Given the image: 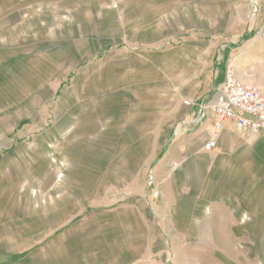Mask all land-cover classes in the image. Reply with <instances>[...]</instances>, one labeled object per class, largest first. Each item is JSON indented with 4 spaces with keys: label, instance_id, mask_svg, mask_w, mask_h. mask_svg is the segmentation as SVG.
<instances>
[{
    "label": "rangeland",
    "instance_id": "obj_1",
    "mask_svg": "<svg viewBox=\"0 0 264 264\" xmlns=\"http://www.w3.org/2000/svg\"><path fill=\"white\" fill-rule=\"evenodd\" d=\"M235 47L259 0H0V264H264V138L170 153Z\"/></svg>",
    "mask_w": 264,
    "mask_h": 264
},
{
    "label": "built area",
    "instance_id": "obj_2",
    "mask_svg": "<svg viewBox=\"0 0 264 264\" xmlns=\"http://www.w3.org/2000/svg\"><path fill=\"white\" fill-rule=\"evenodd\" d=\"M197 112L196 117L184 125L188 128L213 119L211 135L204 144L206 151L217 146L218 137L227 121H233L246 138L264 137V85L243 81L231 63L215 98L199 103Z\"/></svg>",
    "mask_w": 264,
    "mask_h": 264
},
{
    "label": "crops",
    "instance_id": "obj_3",
    "mask_svg": "<svg viewBox=\"0 0 264 264\" xmlns=\"http://www.w3.org/2000/svg\"><path fill=\"white\" fill-rule=\"evenodd\" d=\"M259 1L262 2V4H264V0H259ZM237 49H240V47H235L234 50H233L234 58H233V62L232 63H233V67H234L235 73L245 82H250V83L257 82L258 80H253L252 79L251 74H247L248 72L245 71V70H247V68H244V73H243L242 77L239 74V72H237V70L241 69L240 65L242 64V61L241 60L239 61L236 58V56L238 55L237 54L238 53ZM262 70L263 71L259 75L261 77H263V79H264V68ZM251 81H253V82H251ZM215 95L212 98V100L215 98ZM212 100H210V101H212ZM197 113H196V115H197ZM196 115H195V117H196ZM190 122H186V123H190ZM186 123H184V124H186ZM184 124L180 125L178 127V132L179 133L186 132V131L192 130V128H196V129H198V131L196 133L197 136L195 137L196 140L194 142L187 141L185 143H182V142L177 143V145H174L171 148V150H170L171 154H176L180 150H184L185 151L188 148H196V149L199 148L201 151L211 152L214 149H216V147H218L219 145H223L225 147L235 148V147H237V144L240 141L239 137L246 138V137L242 136V134L238 131V129H237V127H236V125H235V123L233 121H227L225 123V128L222 130V132L220 133V135L218 137L217 146L212 148L210 151H206V150H204V144H205V142L207 141V139L211 135V131H212V128H213V119L212 118L206 119L202 124H200V125H192L191 127H188V128Z\"/></svg>",
    "mask_w": 264,
    "mask_h": 264
}]
</instances>
